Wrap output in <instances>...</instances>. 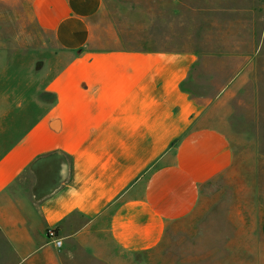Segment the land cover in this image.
I'll list each match as a JSON object with an SVG mask.
<instances>
[{
  "label": "crops",
  "instance_id": "1",
  "mask_svg": "<svg viewBox=\"0 0 264 264\" xmlns=\"http://www.w3.org/2000/svg\"><path fill=\"white\" fill-rule=\"evenodd\" d=\"M0 2L68 57L0 156V264H123L161 246L245 150L264 0L159 1L125 29L106 0Z\"/></svg>",
  "mask_w": 264,
  "mask_h": 264
},
{
  "label": "rangeland",
  "instance_id": "2",
  "mask_svg": "<svg viewBox=\"0 0 264 264\" xmlns=\"http://www.w3.org/2000/svg\"><path fill=\"white\" fill-rule=\"evenodd\" d=\"M159 1L173 0H106L110 11L103 18L125 29L148 10L162 11L149 8ZM14 13L0 2V156L47 111L55 99L47 84L68 60L53 32ZM256 74L258 95L241 119L245 150L202 187L197 208L161 246L127 255L123 264H264V56Z\"/></svg>",
  "mask_w": 264,
  "mask_h": 264
},
{
  "label": "built area",
  "instance_id": "3",
  "mask_svg": "<svg viewBox=\"0 0 264 264\" xmlns=\"http://www.w3.org/2000/svg\"><path fill=\"white\" fill-rule=\"evenodd\" d=\"M48 237L56 246L60 247L63 244V238L60 237L55 228H49L47 231Z\"/></svg>",
  "mask_w": 264,
  "mask_h": 264
}]
</instances>
